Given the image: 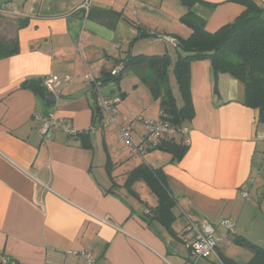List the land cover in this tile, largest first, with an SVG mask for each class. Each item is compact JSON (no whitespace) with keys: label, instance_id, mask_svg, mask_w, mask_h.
<instances>
[{"label":"crops","instance_id":"crops-1","mask_svg":"<svg viewBox=\"0 0 264 264\" xmlns=\"http://www.w3.org/2000/svg\"><path fill=\"white\" fill-rule=\"evenodd\" d=\"M254 1L264 8V0ZM186 2H196L191 10L209 32L244 11L228 0H0L10 10L0 22L12 28L8 39L17 38L19 46L17 54L0 59V257L19 264H88L86 254L93 264H224V258L247 264L252 259L234 239L262 245L263 232L255 228L263 218L249 201V185L256 157L264 161V123L258 110L243 104L244 85L229 74L215 76L210 61L190 65L194 117L182 126L189 149L179 161L160 150L133 155L115 127L84 138L58 131L44 140L42 122L35 118L53 116L78 131L90 130L95 111L88 75L101 81L128 56L168 54L174 63L177 47L164 38L178 44L191 35L181 21ZM142 72L135 69L119 84L102 87L106 97L121 98L119 124L132 130L135 145L144 140V126L123 118L161 115ZM48 76L61 79L54 102L46 89L22 88L25 81ZM175 83L178 92L171 81L170 87L181 107ZM141 164L166 175L177 203L173 235L158 221L145 220L157 205L147 184L126 186L128 174ZM225 218L235 222L233 234L217 225ZM188 220L216 225L217 256L195 262L182 239Z\"/></svg>","mask_w":264,"mask_h":264},{"label":"trees","instance_id":"trees-1","mask_svg":"<svg viewBox=\"0 0 264 264\" xmlns=\"http://www.w3.org/2000/svg\"><path fill=\"white\" fill-rule=\"evenodd\" d=\"M228 1L241 5L244 11L232 23L220 27L215 32H209L206 29V21L192 12L191 9L196 2L191 4L186 2L188 12L181 21L192 30V33L187 39H178L176 45L178 56L174 63L168 54L128 56L121 61L120 70L115 75H112V72L104 75L101 80L102 85L119 84L129 72L138 68L143 69L142 81L148 86L154 99L160 101V118L169 121L177 128H182L185 122L194 117L190 94V65L194 61L208 60L215 76L229 74L244 85L243 104L258 110L259 122L264 123V8L254 0ZM198 2L204 4L202 1ZM210 9H214V6H210ZM24 24L20 23L19 28H22ZM18 51L17 38L8 39L0 35V59L11 57ZM171 67H173V74L183 101L181 107H178L170 87L169 69ZM22 88L46 92L43 81H25ZM123 97L125 95H122ZM94 111L95 125L99 117L95 108ZM90 134V131H84L77 137L84 138ZM188 149L189 146L182 137L180 141L172 139L164 142L155 150L167 152L171 154L172 161H179ZM108 173L111 176L109 162ZM138 181H144L157 198V205L149 208L145 220L149 224L154 220L158 221L168 233L173 235L172 225L176 220L174 210L177 203L168 188L163 170L141 164L128 174L127 188L131 190L133 184ZM234 242L253 253L252 259L247 264H264V246L253 244L241 237L235 238ZM3 258L19 264L8 257H0V264ZM223 262L238 264L228 258H224Z\"/></svg>","mask_w":264,"mask_h":264},{"label":"built area","instance_id":"built-area-1","mask_svg":"<svg viewBox=\"0 0 264 264\" xmlns=\"http://www.w3.org/2000/svg\"><path fill=\"white\" fill-rule=\"evenodd\" d=\"M88 5V2L83 4L81 9L86 10ZM0 14H10L8 3H4L0 6ZM164 39L172 43L174 46L177 45V42L174 39L168 37ZM119 70L120 67L113 70L112 75H115ZM87 79L93 84V103L99 117L96 124L88 131L95 133L100 129L115 127L120 133L121 141L129 147L133 155L139 156L157 149L164 142L172 139L176 140L179 137L185 136V129L177 128L167 120L161 118L157 120H150L130 114L125 116L123 120L126 122H141L145 129L143 142L139 145H135L132 142V130L119 124V104L121 103V98L106 97L102 91L103 85L101 81L95 79V77L91 74L88 75ZM66 81L69 82L70 77H66ZM43 85L49 93L56 95L61 86V79L58 76H48L44 78ZM35 118L42 122L40 133L44 140H51L54 134L58 131L63 132L71 138H75L84 132L76 130L66 121L56 119L53 116L36 115ZM185 142L188 144L187 139H185ZM244 197H247V194H244ZM217 225L227 229L230 234L234 233L235 222L231 219H222ZM183 241L195 262L207 260L213 256H217V248L220 238L217 236V228L214 223L208 221L195 222L193 220H188L183 233ZM85 257L88 264H93L94 259L90 254H86ZM1 264L16 263L7 258H3Z\"/></svg>","mask_w":264,"mask_h":264},{"label":"rangeland","instance_id":"rangeland-1","mask_svg":"<svg viewBox=\"0 0 264 264\" xmlns=\"http://www.w3.org/2000/svg\"><path fill=\"white\" fill-rule=\"evenodd\" d=\"M12 28L11 27H4L2 26V23L0 22V35L5 38H10L12 37V33L10 31ZM9 31V32H7ZM170 81L172 84L173 89L178 92L177 86L175 83V76L173 74V70L170 69ZM179 104L180 106L182 105V102L177 95ZM259 156L256 157L255 161V169L253 173V185H249V190H250V197L249 201L255 206V210L259 213V218H263L258 220L257 226H256V231L259 230L258 233L263 232V236L261 235V244L260 246H264V161L260 160ZM254 229V233L256 232ZM263 230V231H262ZM253 232V231H252ZM259 236V235H258ZM260 238V237H258ZM235 246H233V249ZM252 255V253H251ZM222 264V263H221Z\"/></svg>","mask_w":264,"mask_h":264},{"label":"water","instance_id":"water-1","mask_svg":"<svg viewBox=\"0 0 264 264\" xmlns=\"http://www.w3.org/2000/svg\"><path fill=\"white\" fill-rule=\"evenodd\" d=\"M50 99H52V101L54 102L56 100V96L54 94H50Z\"/></svg>","mask_w":264,"mask_h":264}]
</instances>
